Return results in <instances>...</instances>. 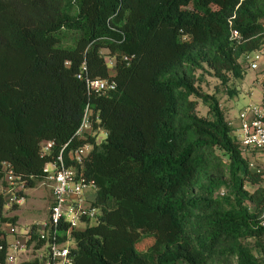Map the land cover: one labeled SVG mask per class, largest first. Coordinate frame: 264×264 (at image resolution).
Here are the masks:
<instances>
[{
    "label": "trees",
    "instance_id": "trees-1",
    "mask_svg": "<svg viewBox=\"0 0 264 264\" xmlns=\"http://www.w3.org/2000/svg\"><path fill=\"white\" fill-rule=\"evenodd\" d=\"M263 28L264 0H0V166L33 186L87 100L106 132L83 167L102 213L74 231V264H264V168L250 166L218 97L197 84L205 66L224 83L241 77ZM86 75L117 86L89 95ZM3 208L0 192V264L2 226L17 221Z\"/></svg>",
    "mask_w": 264,
    "mask_h": 264
},
{
    "label": "built area",
    "instance_id": "built-area-1",
    "mask_svg": "<svg viewBox=\"0 0 264 264\" xmlns=\"http://www.w3.org/2000/svg\"><path fill=\"white\" fill-rule=\"evenodd\" d=\"M262 33L263 40L260 45L244 51L240 60L245 68L254 70L257 78L264 82V28ZM230 38L236 42L245 39L236 28H231ZM105 56L107 64L110 61L114 66L115 56ZM122 58L129 60L131 56L123 55ZM82 69H85L84 64ZM77 77L82 78L81 71L77 73ZM85 85L89 95L93 92L105 94L116 88L117 81L112 77L86 75ZM237 120V138L242 153L251 156L250 166H257L255 159L260 160L259 167L264 166V104L261 102L244 105L238 111ZM94 121L98 122L99 116L94 114L90 101L87 100L73 136L43 164L41 178L48 182L51 195L47 206L48 217L40 223H32L24 234L17 235L13 242L8 244L6 240V264L15 260L17 252L29 247L40 248L43 244L44 251H39L33 256L39 257L40 264H74V249L77 246L74 231L96 224L102 213L101 207L94 203L96 183L85 176L83 169L85 158L94 143H98L95 133L99 128L93 127ZM89 135L94 137V140H90ZM72 138H82L83 141L73 144L65 153L64 148ZM53 146L54 140H42L40 153H51ZM0 169L3 174L0 192L4 197V208L18 205L25 198L27 183L15 173L10 162L2 161ZM4 224H11L10 231L15 232L14 224Z\"/></svg>",
    "mask_w": 264,
    "mask_h": 264
},
{
    "label": "rangeland",
    "instance_id": "rangeland-1",
    "mask_svg": "<svg viewBox=\"0 0 264 264\" xmlns=\"http://www.w3.org/2000/svg\"><path fill=\"white\" fill-rule=\"evenodd\" d=\"M109 70H113V62L108 61ZM197 84L206 92H213L219 99L221 108L223 109L227 120L233 127L232 132L237 135V115L241 107L248 103L259 104L262 102V95L264 93V82L257 78V74L250 68H245L241 77H230L224 83L216 77L212 71L205 66L204 69L197 70ZM197 110L204 114L207 110V105L202 100H197ZM106 136V132L99 128L96 133V141H102ZM255 163H260V160L255 159ZM260 168H264L261 166ZM264 182V175H263ZM246 187L252 189L254 185L246 183ZM226 188H222L220 193L225 192ZM49 184L45 179L39 178L35 180L33 186L27 185L25 189V198L19 203L16 208L5 206L3 213L6 215H17V221L14 224L15 232L10 231L11 224H3V229L6 231V238L8 244L13 242L17 235H23L27 227L32 223H40L48 217L47 206L50 202ZM141 238L137 242V247L145 249L148 247L150 239ZM143 240V241H142ZM152 240V239H151ZM37 245V244H35ZM45 244L40 248L29 247L23 249L16 254V258L10 264L32 258L39 251H44ZM8 251L10 248L8 246Z\"/></svg>",
    "mask_w": 264,
    "mask_h": 264
}]
</instances>
